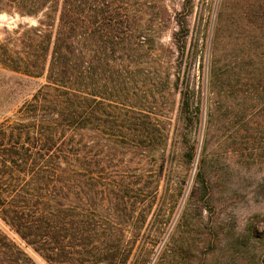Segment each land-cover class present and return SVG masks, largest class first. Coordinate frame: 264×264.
Returning <instances> with one entry per match:
<instances>
[{
    "label": "trees",
    "instance_id": "1",
    "mask_svg": "<svg viewBox=\"0 0 264 264\" xmlns=\"http://www.w3.org/2000/svg\"><path fill=\"white\" fill-rule=\"evenodd\" d=\"M191 1L171 15L151 0H0V13L37 18L13 30L16 44L0 42V65L43 78L0 121V219L49 264L150 261L145 201L166 174L171 139L188 142L180 124L200 121ZM254 9L262 38L264 3ZM162 15L176 24L167 49L156 40ZM0 264L37 263L0 229Z\"/></svg>",
    "mask_w": 264,
    "mask_h": 264
},
{
    "label": "rangeland",
    "instance_id": "2",
    "mask_svg": "<svg viewBox=\"0 0 264 264\" xmlns=\"http://www.w3.org/2000/svg\"><path fill=\"white\" fill-rule=\"evenodd\" d=\"M182 1L151 0V6L162 5L175 15ZM261 3L264 0L191 1L187 47L197 39L191 87L200 121L187 129L180 124L188 142L171 139L175 143L163 159L166 174L145 201L151 204L142 226L144 238L151 241L147 264H264V37L250 22V11ZM162 16L156 40L167 49L176 24ZM36 21L2 11L0 42L11 36L12 43L17 36L13 30ZM167 53L164 50L163 56ZM42 83L41 77L0 65V121L11 117ZM172 98L175 109L169 114L174 118L179 96L174 93ZM192 144L195 154L189 160ZM160 219L165 223L158 227ZM0 229L37 264H49L1 219Z\"/></svg>",
    "mask_w": 264,
    "mask_h": 264
}]
</instances>
